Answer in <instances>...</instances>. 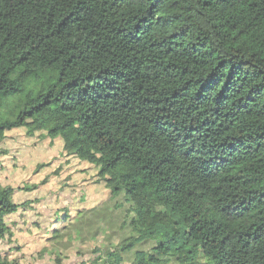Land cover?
<instances>
[{
    "label": "trees",
    "instance_id": "obj_1",
    "mask_svg": "<svg viewBox=\"0 0 264 264\" xmlns=\"http://www.w3.org/2000/svg\"><path fill=\"white\" fill-rule=\"evenodd\" d=\"M16 129L123 195L132 233L91 264H264V0H0V143Z\"/></svg>",
    "mask_w": 264,
    "mask_h": 264
},
{
    "label": "rangeland",
    "instance_id": "obj_2",
    "mask_svg": "<svg viewBox=\"0 0 264 264\" xmlns=\"http://www.w3.org/2000/svg\"><path fill=\"white\" fill-rule=\"evenodd\" d=\"M97 171L63 156L59 139L41 133L28 139L22 129L7 132L0 143V187L15 190L13 203L28 205L5 218L13 236L0 241V252L24 264H91L94 248L115 247L131 235L130 228L121 229L123 195L110 194L97 182ZM154 199L150 187L132 198L135 206ZM140 223L147 225V218Z\"/></svg>",
    "mask_w": 264,
    "mask_h": 264
},
{
    "label": "crops",
    "instance_id": "obj_3",
    "mask_svg": "<svg viewBox=\"0 0 264 264\" xmlns=\"http://www.w3.org/2000/svg\"><path fill=\"white\" fill-rule=\"evenodd\" d=\"M9 258V257H8ZM10 259V258H9ZM12 259H16V258H12ZM18 260V259H17ZM19 263H21V264H24V263H22V262H20V261H18Z\"/></svg>",
    "mask_w": 264,
    "mask_h": 264
}]
</instances>
